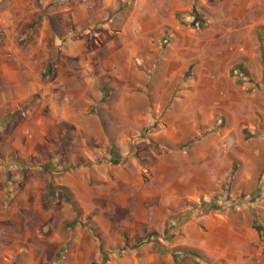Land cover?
<instances>
[{"label":"crops","instance_id":"obj_1","mask_svg":"<svg viewBox=\"0 0 264 264\" xmlns=\"http://www.w3.org/2000/svg\"><path fill=\"white\" fill-rule=\"evenodd\" d=\"M52 1L0 0L2 100L10 93L5 89L22 87L14 101L28 98V122H88V131L77 128L78 148L85 153L88 146L89 171L97 174L87 183L116 192L112 213L127 208L130 237L159 232L186 201H206L217 180L209 161L212 149L200 150V142L182 147L207 122H186L193 109L191 86L172 83L194 54L201 63L196 76L207 79L214 61L224 63L229 47L214 52L199 39H159L163 27L173 26L164 17L162 0H68L58 8L50 7ZM248 2L244 8L250 11ZM22 5H28V13ZM52 14H58L55 23ZM99 160H112L114 166L101 174L107 166ZM231 218L238 217L216 213L189 221L187 245L214 264H252L256 252L246 245L256 236L231 224ZM167 264H174L170 257Z\"/></svg>","mask_w":264,"mask_h":264},{"label":"rangeland","instance_id":"obj_2","mask_svg":"<svg viewBox=\"0 0 264 264\" xmlns=\"http://www.w3.org/2000/svg\"><path fill=\"white\" fill-rule=\"evenodd\" d=\"M162 1L173 26L163 27L159 39H199L214 52L229 47L224 63L214 61L207 79L196 76L201 63L194 54L172 83L191 86L193 109L186 122H207L182 147L200 142V150L214 152L209 161L217 180L204 192L208 199L186 201L159 232L130 237L127 208L112 213L116 192L87 183L97 174L89 171L88 146L85 153L78 148L77 128L88 131V122H28V98L14 101L22 87H10L3 91L9 96L0 95V264H167L169 257L174 264H214L187 245L184 228L216 213L236 214L231 224L254 232L256 239L246 246L256 252L252 264H264V0H249L250 11L244 0ZM67 3L54 0L50 7ZM22 6L28 13V5ZM57 18L50 15L52 23ZM23 37L28 39V30ZM199 87L208 92L200 94ZM111 161L99 160L107 166L101 174L114 166ZM204 204L209 206L202 209Z\"/></svg>","mask_w":264,"mask_h":264},{"label":"trees","instance_id":"obj_3","mask_svg":"<svg viewBox=\"0 0 264 264\" xmlns=\"http://www.w3.org/2000/svg\"><path fill=\"white\" fill-rule=\"evenodd\" d=\"M209 206V204H204L203 206H202V209L203 208H205V207H208ZM155 234H151L150 236H148V237H151V236H154ZM188 255H191L192 257H194L195 259H197L198 258V256L197 255H195V254H191V253H187Z\"/></svg>","mask_w":264,"mask_h":264}]
</instances>
